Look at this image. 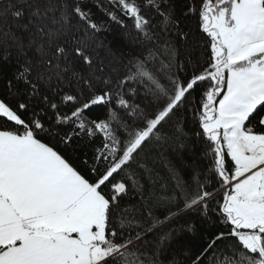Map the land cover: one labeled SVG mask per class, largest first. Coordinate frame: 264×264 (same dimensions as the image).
<instances>
[{
    "label": "snow or ice",
    "instance_id": "obj_1",
    "mask_svg": "<svg viewBox=\"0 0 264 264\" xmlns=\"http://www.w3.org/2000/svg\"><path fill=\"white\" fill-rule=\"evenodd\" d=\"M0 264H264V0H0Z\"/></svg>",
    "mask_w": 264,
    "mask_h": 264
},
{
    "label": "trees",
    "instance_id": "obj_2",
    "mask_svg": "<svg viewBox=\"0 0 264 264\" xmlns=\"http://www.w3.org/2000/svg\"><path fill=\"white\" fill-rule=\"evenodd\" d=\"M100 39L105 42V44L111 46V47H122L123 45H118L116 42L119 40V37L116 34L115 27H113V30L104 33L100 36ZM125 44L127 42H124ZM100 55L102 58H107L109 56V53L106 50H101ZM176 124L175 118L171 122V124L166 125V128L171 129L172 125ZM194 125L191 123V120L189 119L186 127L185 132L189 137H192V129ZM193 140L189 141V146L185 148L183 151L179 153L172 154L174 160L179 164H187L192 167H199V158L201 153L198 150V147L193 143ZM166 161L164 159H158L155 167L159 171L160 174V182H164L167 180L168 172L167 168L165 167ZM157 187H159V184H157Z\"/></svg>",
    "mask_w": 264,
    "mask_h": 264
}]
</instances>
